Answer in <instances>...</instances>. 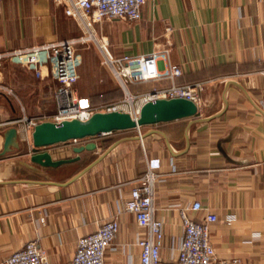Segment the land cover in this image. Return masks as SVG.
<instances>
[{"label":"crops","instance_id":"obj_1","mask_svg":"<svg viewBox=\"0 0 264 264\" xmlns=\"http://www.w3.org/2000/svg\"><path fill=\"white\" fill-rule=\"evenodd\" d=\"M93 32L108 41L115 57L168 49L167 65L183 71L178 85L207 82L195 100L199 113L37 150L33 130L14 121L23 115L21 105L35 116L40 81L4 64L0 80L20 100L5 95L12 107L0 94V153L3 133L13 126L21 130L24 146L0 154V262L38 241L52 264H72L78 240L116 217L119 234L106 263L139 264L143 230L124 205L133 188L144 184L150 163L158 177L155 205L164 222V264H178L184 235L179 209L196 202L202 209L191 211L192 219L218 218L210 239L220 258L264 264V0H158L146 3L138 22L105 20ZM85 35L80 22L52 1L0 5V52ZM99 53L82 52V78L74 88L83 107L113 101L119 87ZM42 84L56 86L48 72ZM170 85L153 81L131 85V91L142 95ZM90 143L97 149L74 163L53 168L30 161L38 151L54 159L75 157V147Z\"/></svg>","mask_w":264,"mask_h":264},{"label":"built area","instance_id":"obj_2","mask_svg":"<svg viewBox=\"0 0 264 264\" xmlns=\"http://www.w3.org/2000/svg\"><path fill=\"white\" fill-rule=\"evenodd\" d=\"M65 8L69 17L77 19L86 30L84 37L45 42L32 47L0 52V70L4 64L20 67L40 81L50 75L56 89L53 93L56 109L48 115L29 117L25 114L14 123L25 124L27 132L43 121L61 122L72 119H88L98 111L125 110L138 116L141 106L149 100L160 97H184L195 101L207 82L178 85L176 79L183 71L178 65L168 64V49H157L143 55H124L115 57L106 40L99 41L93 32L96 23L114 20L135 23L141 20L146 3L158 0H49ZM3 0H0V5ZM94 41L103 55V64L112 72L114 78L127 94L123 104L118 102L100 108L83 107L75 90V84L82 78L77 45ZM170 81L171 85L151 93L133 95L130 84H142L153 81ZM0 93H5L19 101L15 90L0 80ZM102 108V109H101ZM47 114V113H46ZM140 131V129H138ZM157 174L154 166L148 164L144 184L133 188L125 201V210L135 215L143 237L137 245L140 248L139 264H164L162 249L164 246V222L155 205ZM202 205L180 208L184 235L178 249V264H249L239 259H223L217 255L211 243V224L218 220L214 214H208L201 222L190 217L191 211H200ZM255 210H253V213ZM120 229L116 217L105 222L94 233L81 237L72 264H107L106 252L118 237ZM0 264H52L38 241H29L12 253Z\"/></svg>","mask_w":264,"mask_h":264},{"label":"water","instance_id":"obj_3","mask_svg":"<svg viewBox=\"0 0 264 264\" xmlns=\"http://www.w3.org/2000/svg\"><path fill=\"white\" fill-rule=\"evenodd\" d=\"M4 96L5 93H0ZM10 105L13 102L5 96ZM199 113L197 103L184 97L157 98L146 101L140 108L138 116H133L125 110L98 111L88 119H72L61 122L43 121L32 131V145L40 150L49 146L69 141H77L115 131L141 129L144 126L167 123L194 117ZM21 130L17 126L8 128L3 133V150L1 155H7L23 149ZM97 144L90 143L74 148L75 157L54 159L48 151H38L30 156V161L43 167L57 168L62 165L77 162L85 151H94Z\"/></svg>","mask_w":264,"mask_h":264},{"label":"rangeland","instance_id":"obj_4","mask_svg":"<svg viewBox=\"0 0 264 264\" xmlns=\"http://www.w3.org/2000/svg\"><path fill=\"white\" fill-rule=\"evenodd\" d=\"M85 36H87V35H85ZM76 38H78V37H76ZM88 50H90L91 53H94V54H95V52L96 53L100 52L99 53L100 60L103 63V61H104L103 55H102V52L100 51L99 46L97 45V43L94 42V41H88L86 43L77 45V53H78V56H79V59H80V62H81L82 65H83L82 52L83 51H88ZM10 66L25 71L24 69H22L20 67H16V66H13V65H10ZM104 66L107 67L106 65H104ZM115 81L117 82L116 79H115ZM117 83L119 84V82H117ZM129 86H130V91H131V84ZM119 87H118V85H116L115 88H114V91L112 92V98H110V99L113 100V101H107L102 106L101 105L97 106L96 104H94V105H91V106H95V107H92V108H97L98 109L100 107H103V109H104V106L111 105V104L118 103V102L123 104V101L126 100L128 96H127L126 92L123 90V88L120 86V84H119ZM55 89H56V86H51V88L48 89L45 85H41V84L37 85V93H36L37 99H35V104H34V110H35V116L34 117H40V115H48L50 111L51 112L55 111L56 106H55V101H54V98H53V93H54ZM97 94L99 95V98H101L102 97L101 94H103V92L102 93L100 92V93H97ZM132 94H133V92H132ZM98 95L92 96L91 98L95 100V99H97ZM105 95H106V93H105ZM133 95H138V94H133ZM50 104H53L54 106L50 107L51 106ZM21 107H24V106L21 105ZM29 117H31V116H29Z\"/></svg>","mask_w":264,"mask_h":264}]
</instances>
